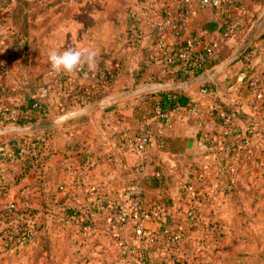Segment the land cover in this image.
Masks as SVG:
<instances>
[{"label": "rangeland", "instance_id": "obj_1", "mask_svg": "<svg viewBox=\"0 0 264 264\" xmlns=\"http://www.w3.org/2000/svg\"><path fill=\"white\" fill-rule=\"evenodd\" d=\"M150 1L79 0L60 5L58 0H17L21 9L16 28L33 41L28 57L41 63L43 89L58 96L66 74L51 69L50 50L88 48L97 53L96 63H115L118 48L127 52L137 48L134 45L143 37L137 42L128 38L127 18L150 13L146 7ZM163 7L153 10L161 14ZM64 10L67 18H61ZM1 36L3 46L14 38ZM214 44L216 53L219 47ZM148 63L152 64L149 59ZM79 72L67 73L66 85L79 84ZM263 72L254 75L260 85ZM133 87L125 84L123 90ZM255 101L262 110L248 122L250 132L245 129L233 142L224 136L226 152L199 175L191 187L193 194L184 190L179 207L168 215L160 210L156 220L143 225L129 212L122 222L124 212L117 206L125 204L126 190L103 211L95 195L61 191L58 173L42 181L46 195L35 187L19 191L34 184L40 168H46L36 161L16 187L0 190V264H264V100ZM88 106L84 101L74 109ZM6 178L1 176L0 181ZM160 217L162 222L153 228Z\"/></svg>", "mask_w": 264, "mask_h": 264}, {"label": "crops", "instance_id": "obj_2", "mask_svg": "<svg viewBox=\"0 0 264 264\" xmlns=\"http://www.w3.org/2000/svg\"><path fill=\"white\" fill-rule=\"evenodd\" d=\"M73 1L79 0L62 2V5ZM149 4L153 7L165 5L161 9L163 13L175 10L173 0H167L162 5L161 0H152L146 7ZM263 6L264 1L240 0L236 7L220 12L201 8L200 0H192L184 36L215 42L219 50L212 57L215 66L201 74L207 75V78L189 90L177 91L190 95L193 105L189 111L162 113L158 106L160 98L155 95L162 92L144 93L111 108L98 105L110 96L137 87L181 84L201 76L186 75L179 67L164 69L161 64L151 65L144 61V53L150 52L148 38L152 33V23L143 27V40L136 41L138 44L134 45L137 48L129 52L122 48L116 50L115 56L121 62L123 74L111 92L96 105L95 102L89 104L91 107L84 109L85 116L64 124H58V121L66 115L80 112L74 109L76 102L69 100L68 94L75 87L91 89L97 77V63L95 67L85 65L79 68V75L76 76L79 84L74 83L75 87L58 86L56 96L42 87L38 75V70L43 69L41 63H32L29 56L24 64H12L8 61L12 39L5 41L6 46L0 44V86L3 83L8 93L6 100L0 104V110L10 112L8 122H0V129L32 127L24 133L0 137V177L7 176L6 168L11 169V174L19 168L9 149L10 142L22 141L21 144L32 147L33 151H29V154L35 152L32 143L35 142L51 151L44 170L58 173V183L63 185L61 191L73 190L75 194L87 192L95 195L98 200L96 204L103 211L108 204L113 206L117 203L129 186L135 185L140 189L146 205L158 206L160 213H171L179 207L182 192L194 186L198 175L204 174L208 164L214 163V157L226 152L223 128L217 127L210 117V111L218 109L216 102L239 110L242 116L233 124L238 134L247 129L255 112L262 110L256 108L260 105L254 103L256 101L249 95L243 80L254 68L258 72L264 69ZM241 7L246 10L244 16L239 12ZM8 12L5 11L6 14ZM63 12L61 18H67V11ZM210 24L223 27V34L218 27L205 32L204 28ZM0 35L11 38L9 26L0 25ZM247 50H250V55L245 59L247 65H244L239 60ZM238 55L240 59L222 72L215 73L220 66ZM35 64L39 68L35 69ZM109 64L106 63V66ZM125 84H133L134 87L123 90ZM29 100L40 104L43 114H35L39 117L36 125L22 126L20 123L23 119L35 117L30 111H24ZM49 132L55 133L58 138H45ZM207 136L217 139L221 145L210 147L206 143ZM142 138H147L148 144L139 151L137 144ZM5 154L10 157L7 158ZM33 174L31 171L28 177L31 179ZM161 220L160 217L153 228Z\"/></svg>", "mask_w": 264, "mask_h": 264}, {"label": "built area", "instance_id": "obj_3", "mask_svg": "<svg viewBox=\"0 0 264 264\" xmlns=\"http://www.w3.org/2000/svg\"><path fill=\"white\" fill-rule=\"evenodd\" d=\"M175 3V10L173 12L167 11L164 13H155L153 5L149 4L147 7L150 9V13H142L140 15L132 14L127 18L126 30L127 36L130 40H136L141 37L143 25L148 26L152 23V33L149 36L150 41V55L149 61L151 63L161 64L163 67H175L179 64H188L191 68H202L204 65L214 56L215 44L206 42L199 37H185L186 21L190 15L189 5L192 0H173ZM260 1V0H256ZM240 2V0H200L201 8H210L215 11L225 12L227 9L234 8ZM239 12L242 16L246 14L244 8H240ZM156 20V22H154ZM12 41L14 39L12 38ZM4 43L3 37L0 35V44ZM22 52L18 43H11L8 51V61L12 64H19L22 60ZM113 66H108L110 72ZM65 78H69L66 73L63 75ZM69 80V79H68ZM262 85V84H261ZM260 83L254 80L249 85V95L257 101L264 100V88H261ZM264 86V85H262ZM78 104V101H76ZM38 103H33L30 110L38 111ZM211 112V111H210ZM211 117V115H210ZM237 119V113L224 114L220 112V120L225 125L224 136L231 139V141L240 140L233 130V124ZM247 131L250 132L249 125ZM209 140L210 147H215V143L218 141L215 138L206 137ZM148 144L147 138H142L137 144L138 150H142ZM19 155L33 151V148L27 147L25 144H21L18 148ZM8 158L9 154H5ZM10 157V156H9ZM197 178H200L198 175ZM193 189H186L189 194H193ZM194 191V190H193ZM199 194V193H197ZM126 201L124 205H118L117 208L120 211L123 209L125 218L127 212H129L134 222H138L141 225L156 220L154 217L158 216V212L161 210L156 205H146L141 197L140 189L135 186H129L126 190ZM185 204L189 206V201ZM108 205L105 209H108ZM148 207V208H147ZM193 211V210H191ZM159 220V218L157 219ZM138 235L142 234L141 231H136Z\"/></svg>", "mask_w": 264, "mask_h": 264}, {"label": "trees", "instance_id": "obj_4", "mask_svg": "<svg viewBox=\"0 0 264 264\" xmlns=\"http://www.w3.org/2000/svg\"><path fill=\"white\" fill-rule=\"evenodd\" d=\"M260 1L262 2L264 0H260ZM16 2L17 0H0V25L9 26L13 30L12 37H14L13 38L14 43H18V45L21 48L22 55H23L21 63L19 64H24L25 60L28 57V53H29V50L31 49V45L33 41L31 40V42H29L30 40H28L29 37H27V34L22 33L16 28L17 20L20 17L19 12L21 9V6L17 5ZM62 2H69V0H66V1L58 0V4L61 5ZM6 10H9L7 14L5 13ZM214 27L220 28V26H218L217 24H210L204 28V31L208 32L209 30H213ZM220 30H221L220 32H222L223 34V27H221ZM149 53H144V58H145L144 61L146 62H148L149 55H150ZM248 55H250V50H247L246 53L242 56V58L239 61H243L244 65H247V62L245 59L247 58ZM211 60L212 58L202 68H191L188 66V64H179V65H176L175 67H179L183 69L186 75L191 74L195 77V76H199L203 74L207 70H211L215 66L213 63V60L212 61ZM119 63L121 62L110 63L109 65L113 66L112 67L113 69L110 72L108 71V66H106V63H97L96 69H95L97 77L94 80V84L92 85L91 89L85 90L79 87H75L68 94V99L69 100L73 99L74 102L78 101V104L77 103L76 104L79 105L81 102L84 103V101L87 104H93L94 102L99 101L102 98L106 97L111 92V90L114 88V86L120 81L121 76L123 74L122 65ZM144 64L148 65V63H144ZM151 65H153V63ZM255 72H258L256 68H254L251 73L247 74L244 77L243 83H244L245 88L248 90V93H249V85L251 84L252 81L256 79L253 76ZM67 80L68 78H64V77L60 79L61 87L67 86L66 85ZM260 82L264 84V72L262 73L260 77ZM7 95L8 93L5 90L3 83H2V85L0 86V104L6 100L5 98ZM155 95H157L160 98L158 106H159V110L162 113H172V112H178L182 110L189 111L191 110V107L193 105L190 95H188L185 92H162V93H157ZM33 103H34L33 100L27 101L26 109L24 108L22 109H24V111L26 110L30 111V114L31 115L34 114L35 117L30 116V118L27 117L23 119L20 125L22 126L36 125L39 117L38 116L36 117L35 114L37 113L41 115L43 114V108L40 104H39L40 106H39L38 111L30 110ZM216 104L218 106V109L213 110L211 116L214 117L215 125L217 127L223 128L222 134L224 137L225 125L220 120V112L226 115L231 114L232 112H236L237 117H241L242 115L240 114L238 109H235L236 107L233 108L231 106H227L219 101H217ZM9 116H10V112L5 111V110H0V122L7 123ZM233 130L235 134L237 135L238 133H236L234 128ZM54 137H56V135L53 132H49L48 134L45 135V138L47 139H52ZM21 142L22 141H17V140L10 142L11 154L18 161L19 168L13 173V176H8L11 174L12 171L10 168H6L5 171L7 174V178L5 180L0 181V190H3V189L7 190L10 187H16L19 181L22 180L21 178L24 177L26 173H28V171L36 163V161H38V165H45L49 160L51 151H48L46 147H44L43 145H39L38 143H35V142H32L35 147V153H36L35 155H31L27 153L23 155H19V151L17 148L21 145ZM206 143L209 145L210 144L209 140H207ZM12 145H15V146L12 147ZM51 175L52 173L50 171H45L43 168H40V173L39 175H37L38 178L35 179V183L29 184L27 186L25 185L21 187L19 191L24 190V189H32L33 187H35V188H39L38 190L42 192L44 195H46L45 188L43 187V182H46V180H48V178ZM140 198H142V194Z\"/></svg>", "mask_w": 264, "mask_h": 264}, {"label": "water", "instance_id": "obj_5", "mask_svg": "<svg viewBox=\"0 0 264 264\" xmlns=\"http://www.w3.org/2000/svg\"><path fill=\"white\" fill-rule=\"evenodd\" d=\"M264 15V6L261 11V17ZM238 59H240V56H236L226 63H224L222 66H220L215 73H220L229 66H231L234 62H236ZM207 75H201L191 81L184 82L181 84H174V85H166V84H153V85H147V86H141L137 87L113 96H110L103 101H101L98 105L103 108H111L119 103L125 102L131 98L143 95L144 93H153V92H177V91H185L189 90L192 86L195 84H198L199 82L203 81L205 78H207ZM86 115V111H80L78 113L70 114L64 116L62 119L58 121V124H64L68 123L70 121L76 120L80 117H83ZM30 128H18V127H9L0 129V137L12 133H24L28 130H31Z\"/></svg>", "mask_w": 264, "mask_h": 264}, {"label": "clouds", "instance_id": "obj_6", "mask_svg": "<svg viewBox=\"0 0 264 264\" xmlns=\"http://www.w3.org/2000/svg\"><path fill=\"white\" fill-rule=\"evenodd\" d=\"M97 53L88 48H68L63 51L55 49L48 52V63L57 73H73L87 65L95 67Z\"/></svg>", "mask_w": 264, "mask_h": 264}]
</instances>
